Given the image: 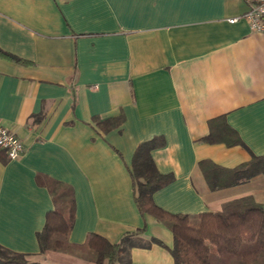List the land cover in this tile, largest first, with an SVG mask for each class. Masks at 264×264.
<instances>
[{
	"label": "crops",
	"instance_id": "0c3cea01",
	"mask_svg": "<svg viewBox=\"0 0 264 264\" xmlns=\"http://www.w3.org/2000/svg\"><path fill=\"white\" fill-rule=\"evenodd\" d=\"M258 1L0 0V125L24 146L15 159L0 148V245L39 254L58 183L73 193L71 243L144 228L127 239L130 264H174L172 233L139 212L129 172L137 145L156 137L155 167L173 175L152 194L158 206L197 214L245 195L264 203L262 174L211 190L198 165L264 154V33L243 17ZM116 116L108 131L94 122ZM221 116L242 144L204 139ZM42 254L43 264H95Z\"/></svg>",
	"mask_w": 264,
	"mask_h": 264
},
{
	"label": "trees",
	"instance_id": "16d2710c",
	"mask_svg": "<svg viewBox=\"0 0 264 264\" xmlns=\"http://www.w3.org/2000/svg\"><path fill=\"white\" fill-rule=\"evenodd\" d=\"M2 54L18 59L9 53ZM122 120L116 116L94 122L102 131H108L119 126ZM208 127L205 140L242 144L222 116L210 119ZM161 145L162 139L158 137L139 143L129 172L139 212L153 216L172 233L169 251L174 264H264V203L255 201L251 195L228 200L217 211L197 214L172 213L153 201V192L173 180L171 173L157 170L151 157V150ZM198 165L211 190L243 183L258 174L264 176V154L251 153L249 159L231 168L217 166L209 160H201ZM49 191L54 207L46 213L44 226L36 233L39 253L76 252L95 264H130L127 239L140 234L144 228L127 232L113 243L94 232L88 233L83 243H71L68 235L74 219L73 193L58 183L49 186ZM152 240L162 243L157 238ZM30 256L0 245V264H39L30 260Z\"/></svg>",
	"mask_w": 264,
	"mask_h": 264
},
{
	"label": "built area",
	"instance_id": "2783aa9c",
	"mask_svg": "<svg viewBox=\"0 0 264 264\" xmlns=\"http://www.w3.org/2000/svg\"><path fill=\"white\" fill-rule=\"evenodd\" d=\"M251 31L264 33V0H259L244 14ZM0 148L9 159L18 158L23 152L22 141L7 127L0 125Z\"/></svg>",
	"mask_w": 264,
	"mask_h": 264
},
{
	"label": "rangeland",
	"instance_id": "374dc122",
	"mask_svg": "<svg viewBox=\"0 0 264 264\" xmlns=\"http://www.w3.org/2000/svg\"><path fill=\"white\" fill-rule=\"evenodd\" d=\"M46 251H48V250H46ZM50 251H52V250H50ZM44 252H45V251H44ZM57 252H59V251H57ZM64 253L72 254V255H75V256L81 257L80 255L75 254L76 252H75V253L64 252ZM42 255H43L42 253H39V254L36 255V256H30L29 259L32 260V261H37V262H39V264H40V263L43 264L44 261H43V256H42ZM81 258H83V257H81ZM83 259H85V258H83ZM86 260H88V259H86ZM117 264H118V263H117Z\"/></svg>",
	"mask_w": 264,
	"mask_h": 264
}]
</instances>
